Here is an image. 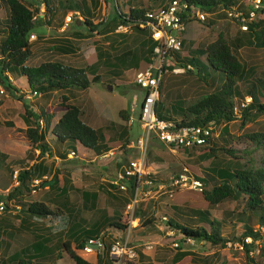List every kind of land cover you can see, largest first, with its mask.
Listing matches in <instances>:
<instances>
[{
  "label": "rangeland",
  "instance_id": "rangeland-1",
  "mask_svg": "<svg viewBox=\"0 0 264 264\" xmlns=\"http://www.w3.org/2000/svg\"><path fill=\"white\" fill-rule=\"evenodd\" d=\"M20 1L30 9L38 8L34 27L28 35L30 55L25 61L26 65L35 66L42 61H58L83 68L88 79L93 73L98 78L90 81L84 89H52L43 94L27 96L29 87L23 76L7 72V79L15 90L8 92L0 85L3 89L0 92V200H5L7 192L18 185V181L16 183L13 180V170L18 171L22 164L41 162L48 170L41 179L48 180L55 171L60 179L57 185L62 182L66 185L71 183L80 190V192L69 190L66 196L73 209L77 211L76 215L83 218L81 225L97 226V235L101 234L102 241L106 243H110L114 236L119 240L126 239L128 246L133 250L132 255L124 256L115 264H122L123 259L130 260L133 264L243 263L245 260L243 249L233 238L241 235L245 218L249 216V210L243 209L244 199L225 198L210 204L203 200L199 191L173 187L170 178L180 172L183 166L189 170V174L198 176L211 174L208 172L211 168L224 167L231 163L247 169L264 167V139L257 142L245 136L250 132H264V113L252 114L247 120H243L239 115L238 107L242 105L240 102H246L245 98L249 97L245 91V81H236L242 97H235L234 103L236 110L238 109L235 118L226 123L214 124L212 128L211 140L219 146L226 143L230 145L231 154L219 150L213 158L201 153L203 146L209 145L208 142L202 146L183 149L165 146L156 138H151L143 158V171H148V174L136 178L131 193L127 187L126 189H117L114 185L110 187L109 184H115L111 180H114L120 168L138 155L134 139L140 133L136 116L143 94L133 82L134 72L147 65L154 69L161 57V53L154 48L150 53L145 52L147 46L145 40L151 38L148 33L122 24L116 28L117 25H114L111 17L116 13L117 5L118 11L125 12L124 8L128 5L157 8L168 0H76L83 5L81 14L69 9V6L73 5L72 0H58V3H54L52 16L45 11L41 0ZM219 8L212 10L213 12L202 21L190 18L181 31L175 32L182 40L181 48L177 51L179 57L189 56L192 53L190 50L204 46L219 32L231 41L241 34L237 23L224 11H219ZM6 13L5 6L0 0V27ZM85 17L92 23H97L85 26L83 24ZM257 19L261 20L259 28H264V14H259ZM68 44L74 47L73 53L62 51ZM171 53L172 51L165 50L164 56L161 57V61L167 62L169 67L164 66L166 70L160 80L157 95L160 104L157 103L156 108L160 106L159 110L163 114L178 120L181 116L179 109L214 90L219 82L214 78L210 83L208 78L221 73L208 66L206 68L200 66L198 74L187 69L172 73L171 70L179 66V61L173 60ZM235 54L245 67L252 70L244 76V80L247 81L251 76L264 75L263 49L244 44L235 50ZM145 56L149 61L144 65L142 58ZM198 58L205 64L203 55H199ZM204 72H207L205 78L199 79L198 76ZM62 94L67 95L69 101L79 106L84 122L103 131L110 144L107 151L95 154L79 144H75L74 148L55 144L50 128L61 112H56L47 126L43 123V127H40L44 140L50 147V153L45 151L41 155L37 149L28 148L20 132H17L18 128L23 129L26 125L23 120L25 113L23 103L33 110L54 104ZM262 96L264 97V90ZM262 100L264 101L263 98ZM119 111H125L127 117L131 116L132 123L128 124L127 120L119 115ZM222 126L226 128L227 135L222 133ZM57 149L62 150L64 157L56 155ZM71 151L73 153H70ZM148 176L152 178L151 184L143 182L144 179H149ZM34 179L37 181H33ZM214 180L216 183L217 177ZM121 183L126 186L125 181ZM27 186L28 189H22L18 195L21 201L40 202L53 214L59 213L53 202L58 197L57 190L41 184L38 177L31 178ZM89 192H94L95 198L91 199L88 196ZM7 202L9 208L0 212L1 264H10L5 259L13 251L27 248V251L32 253L30 234L16 229L22 211L12 198ZM203 210L208 213L207 219L212 218L220 223L221 235L228 239L223 245H212L183 237L179 239L176 233L173 234L172 230L164 226L168 217L198 225L199 221L196 220L198 211ZM111 215H118L128 221L124 231L116 232L103 226ZM149 217L153 218L151 224L143 227L140 222ZM1 219L7 226L2 225ZM61 221L62 219L55 215L30 218L34 232L47 239L44 245L49 248H52L56 237L61 238L68 234L70 222L62 224ZM249 223L254 228L258 227L254 217ZM8 229H14L11 237L7 236ZM244 240L250 239L245 237ZM174 242L177 245H174ZM146 243H150L151 247L146 248L144 246ZM254 243L258 244V240ZM177 252L184 254L174 260ZM54 253L50 260L44 261V264H74L64 253H60V256H56V251ZM249 254L253 255L257 264H264V251L261 252L256 247L250 250ZM47 255L49 257V254Z\"/></svg>",
  "mask_w": 264,
  "mask_h": 264
},
{
  "label": "trees",
  "instance_id": "trees-1",
  "mask_svg": "<svg viewBox=\"0 0 264 264\" xmlns=\"http://www.w3.org/2000/svg\"><path fill=\"white\" fill-rule=\"evenodd\" d=\"M1 1L7 12L3 25L0 27V33H2L0 36V85L4 90L8 92L15 90V87L7 79V72L12 74L18 73L23 76L29 89L38 92V95L39 93L43 94L52 89H84L89 85L90 81H95L98 78L97 75L93 73L92 77L88 79L83 68L62 64L58 61H42L35 66L26 65L25 61L30 55L28 35L34 27L35 14H38V8L34 7L30 9L20 0ZM178 1H185L187 4L195 5L207 12H213L212 10L214 9L226 7L237 2V0ZM41 3L45 6V11L48 15L52 16L54 3H58V0H41ZM72 4V6H69V9L75 10L79 14L83 12V5L81 6V3L72 0ZM117 6H115L116 13L111 17L112 21L115 22L114 25L128 24L129 27H133L135 30L147 33V30H145L143 26L139 27L137 23L144 20L143 14L146 9H149L148 6L143 7L139 5L135 7L128 5L124 8L125 12L118 11ZM180 17L184 24L189 20L183 19L185 17L183 13L180 14ZM260 22V19H254L248 22L247 29H239L241 34L233 38L232 41L219 32L213 40L206 43L204 46L190 50L192 53L189 56L179 57L177 52L172 51L171 56L175 61H179V66H185L186 64L191 65L192 68L190 70L187 69V71L193 73V69H196L195 73L198 74L200 66L204 68L208 66L220 72L221 74L216 73L215 76L210 75L211 77L208 78L210 83L216 78L219 84L211 92L200 96L196 101L179 109L181 116L178 120L172 119L168 114H163L159 110L160 106L156 108V104H160V100L158 99L153 103L155 115L158 118L174 120L176 125H206L209 121H212L214 124L231 121L235 118L238 111V109L236 111L234 110L235 97H242L236 85L237 80L245 81V91L249 96L247 102H240L242 103V105L240 104L238 107L240 117L243 120H247L252 114L264 113V101L262 100V98L264 99L262 96V91L264 90V75L251 76L247 81L244 80V76L251 73L252 70L249 67H245V65L237 59L235 54V50L244 44L264 50V28H259ZM96 23L97 22L92 23L91 20L86 17L83 18V24L85 26L95 25ZM76 35L78 36L79 33H76ZM153 42L154 41H151L149 38L145 40L147 45L145 52H151L154 46ZM70 45L68 44L66 47L62 48V51L64 53H73L74 47ZM199 55H203L205 64H202L199 60ZM142 59L144 60V65L149 61V58L146 56ZM164 66L169 67V64L165 62L162 64V67ZM206 75L207 72H204L201 76H198V78H205ZM159 83L157 87L158 91ZM23 105L25 112L23 120L26 125L23 129L18 128L17 132H20L19 134L28 145V148L37 149L38 153L41 155L45 151L50 153V147L44 140V134L39 127L38 121L42 119L44 121V126H47L48 121L56 112H61V114L50 128V134L54 138L55 144L65 145L67 148H74L75 144H79L84 148L90 149L95 154L103 153L110 148V144L103 131L84 122L81 119V110L79 106L69 101L68 96L65 94H62L54 104H49L33 110L27 108L26 104L23 103ZM119 115H121L124 120L128 119L125 111H119ZM8 125H10L9 122ZM41 127H43V125ZM222 133H226L225 135H227L224 126H222ZM245 136L249 140L258 142L264 139V132H250L245 134ZM206 142H208L209 145L203 146L201 151L204 156H212L215 158L216 152L219 150L227 154L232 153L230 145L226 143V146H219L211 140V136L206 139ZM55 153L58 157H64V153L61 149L55 150ZM121 169L122 168H120V170ZM47 171V167L41 162H31L29 165H20L16 175L18 185L7 192L5 200H2L3 212L9 208L7 201L10 198L19 206L18 208L22 211V215L19 219L18 228L16 229L30 234V248L32 250V253L28 252L27 248L13 251L5 260L10 264H44V261L50 260L49 258H52L56 251V256H60V253H64L74 264H115V260L108 255L109 242H103L101 249H91L90 251L83 250L86 240L90 237L97 236V226L84 227L81 225V223H83V218H79V216L76 215L77 211L73 209L72 203H69L70 201L67 199V191L72 190L80 192V190L71 183L66 185L62 182V184L57 185L60 179L57 177L55 171L48 180L45 178L41 179V176ZM208 172L211 174H205V176L195 175L202 182V189L198 193L202 196L203 200L210 204H214L225 198H233L235 200L244 199L242 202L244 206L243 209L249 210V216L245 218L241 235L239 237H234L233 240L239 242L243 249L245 260L241 264H257L253 259V255L249 254V251L254 250L256 247L261 252L264 251V229L261 230L259 228L261 226L264 227V167L247 169L231 163L228 166L211 168ZM33 177H38L41 184L47 185L48 188L57 190V198L60 199L55 198L53 202L56 204L55 207L59 212L58 214H53L47 206L40 202H23L19 199L18 195L21 193V190L28 189L27 183ZM43 177H45V175ZM216 177L217 182L215 183L214 179ZM120 181L126 182L124 188L126 189L127 187L131 193L136 184V176L124 175L123 179ZM150 181H152V178ZM109 185L113 187L114 184ZM116 188L120 189L118 187ZM88 196L93 199L95 198V193L89 192ZM207 214L205 210L198 211V216L196 218V220L199 221L198 225L184 223L168 217L165 219L164 226L172 230L173 234L176 233L179 239L183 237L208 242L212 245H223L228 239L221 235L220 223L212 218L207 219ZM51 215H55L62 219V224H66L67 221H69L70 224L68 226V234L61 238L56 237L55 242L52 244V248H49L44 245V241L47 239L34 232L30 218L32 216L47 217ZM252 216L258 224L256 228L252 227L249 223L251 218H253ZM152 219V217L144 218L140 224L146 227L151 224ZM1 220L2 225L7 226V223L3 222V219ZM127 225L128 221L122 219L118 215L109 216V220L103 224L104 227L116 232L124 231ZM13 231L14 229H8L7 236L11 237ZM245 237H249L250 240L245 241ZM255 240H258V244L254 243ZM47 254H49V257ZM183 254L184 252H177L174 256V260L180 258ZM1 263L2 262H0V264ZM121 263L133 264L132 261L127 259H123Z\"/></svg>",
  "mask_w": 264,
  "mask_h": 264
},
{
  "label": "built area",
  "instance_id": "built-area-1",
  "mask_svg": "<svg viewBox=\"0 0 264 264\" xmlns=\"http://www.w3.org/2000/svg\"><path fill=\"white\" fill-rule=\"evenodd\" d=\"M219 11L224 13L237 23L241 30L247 29V23L259 17V14H264V0H237L235 4H230L222 7ZM183 13V19L204 20V17L212 12H207L195 5L187 4L185 1L168 0L166 4L156 9H148L144 12V20L137 23L140 27L143 26L149 32L150 37L154 40V49L164 56L165 50L179 51L182 45L181 37L175 32L183 29L184 23L181 20L180 14ZM120 26V25H118ZM117 26V27H118ZM159 59L158 64L154 69L151 65H147L143 69L134 72L133 82L136 87L142 92V100L139 105L136 120L140 128V133L134 139V145L137 149V157L128 160L127 164L117 172L114 180L115 186L124 189V185L120 180L124 175H135L139 178L142 174H148V171H143V158L147 143L151 138H156L159 142L169 147L192 148L206 144V139L211 136L214 123L209 121L206 125H176L174 120L158 118L153 111V103L158 95V83L162 78L163 72L166 70L162 67L163 62ZM190 64L178 66L171 70L172 73H178L180 70L191 69ZM0 92L2 88L0 86ZM38 95L34 90L29 89L27 96ZM246 102L249 97L245 98ZM236 111V106L234 107ZM132 117L127 119L128 124H131ZM39 126H42V120L38 121ZM70 153H73L71 151ZM17 170H13L12 177L17 183ZM33 181H37L34 179ZM144 183L150 184V179L143 180ZM170 184L173 187H186L194 191H201L202 182L193 174H189V170L184 166L180 172H177L170 178ZM161 187V185H158ZM183 189V188H182ZM3 210V203L0 200V212ZM263 227V226H261ZM129 228V227H128ZM177 245L176 242L173 243ZM92 245L96 247L93 248ZM103 246L102 236L97 235L86 240L83 246L84 251L91 249H101ZM146 248H150L151 244H144ZM132 248L128 246L126 239L119 240L115 236L111 239L108 247V255L119 262L124 256L132 255ZM114 262V263H115Z\"/></svg>",
  "mask_w": 264,
  "mask_h": 264
},
{
  "label": "clouds",
  "instance_id": "clouds-1",
  "mask_svg": "<svg viewBox=\"0 0 264 264\" xmlns=\"http://www.w3.org/2000/svg\"><path fill=\"white\" fill-rule=\"evenodd\" d=\"M166 3H167V2H166ZM166 3H165V4H166ZM161 6H163V5H161ZM161 6H160V7H161ZM157 8H158V7H157ZM149 9H156V8H149ZM146 10H148V9H146ZM118 25H120V24H118ZM118 25H117V26H118ZM122 25H124V26H129L128 24H122ZM117 26H116V28H117ZM138 26H139V25H138ZM139 27H140V26H139ZM145 30H147V29H145ZM147 33H148V35H149V32H148V31H147ZM153 41H154V40H153ZM154 45H155V42H154ZM153 47H154V46H153ZM152 49H153V48H152ZM176 52H177V51H176ZM173 60H174V59H173ZM1 88H2V87H1ZM2 90H3V89H2ZM42 125H43V122H42ZM39 127H41V126H39ZM139 129H140V128H139ZM194 176H195V175H194ZM172 232H173V231H172Z\"/></svg>",
  "mask_w": 264,
  "mask_h": 264
},
{
  "label": "water",
  "instance_id": "water-1",
  "mask_svg": "<svg viewBox=\"0 0 264 264\" xmlns=\"http://www.w3.org/2000/svg\"><path fill=\"white\" fill-rule=\"evenodd\" d=\"M194 71H196V69H194ZM93 248H95L96 246L95 245H92Z\"/></svg>",
  "mask_w": 264,
  "mask_h": 264
},
{
  "label": "crops",
  "instance_id": "crops-1",
  "mask_svg": "<svg viewBox=\"0 0 264 264\" xmlns=\"http://www.w3.org/2000/svg\"><path fill=\"white\" fill-rule=\"evenodd\" d=\"M147 39H148V38H147ZM149 39H150L151 41H153L152 38H149ZM153 43H154V42H153Z\"/></svg>",
  "mask_w": 264,
  "mask_h": 264
}]
</instances>
